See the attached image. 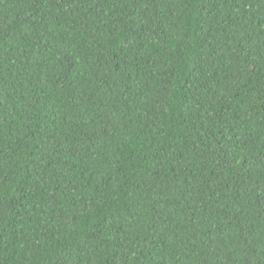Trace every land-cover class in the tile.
Segmentation results:
<instances>
[{
	"label": "trees",
	"instance_id": "obj_1",
	"mask_svg": "<svg viewBox=\"0 0 264 264\" xmlns=\"http://www.w3.org/2000/svg\"><path fill=\"white\" fill-rule=\"evenodd\" d=\"M0 264H264V0H0Z\"/></svg>",
	"mask_w": 264,
	"mask_h": 264
}]
</instances>
